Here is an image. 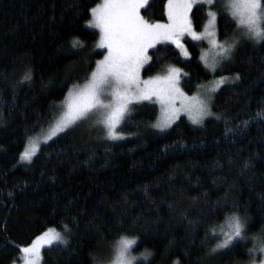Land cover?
Instances as JSON below:
<instances>
[{"label":"trees","instance_id":"1","mask_svg":"<svg viewBox=\"0 0 264 264\" xmlns=\"http://www.w3.org/2000/svg\"><path fill=\"white\" fill-rule=\"evenodd\" d=\"M101 1L0 0V264L21 260L18 249L50 228L64 232V225L71 228L68 244L45 247L42 264H93V255L98 259L121 234L135 235L137 250L153 253L138 264H248L252 238H264V121L254 118L264 106V44L241 39L214 74L199 60L205 42L184 39L190 58L174 44L157 45V67L143 72L146 78L173 65L187 73L181 85L189 93L220 76L241 79L215 94L213 115L202 125L183 116L160 131L157 104H134L121 126L124 139L108 140L100 128L81 123L43 144L31 163L21 162L71 85L86 81L103 57L96 53L105 54L95 47L99 32L87 27L90 9ZM166 5L150 0L142 15L164 22ZM213 10L221 41L239 34L222 7ZM207 11L192 9L196 31ZM72 37L84 48L73 49ZM225 121L252 123L226 135ZM245 162L251 167L244 169ZM234 213L246 215L247 242L210 254L219 242L212 230L220 238Z\"/></svg>","mask_w":264,"mask_h":264},{"label":"snow or ice","instance_id":"2","mask_svg":"<svg viewBox=\"0 0 264 264\" xmlns=\"http://www.w3.org/2000/svg\"><path fill=\"white\" fill-rule=\"evenodd\" d=\"M208 6L207 23L201 31H196L191 19L194 6ZM150 0H102L90 9L91 19L87 22L88 28L99 29V40L96 48L105 49L103 59L95 62L94 70L80 85H71L65 96L62 115L56 122L49 139L60 133L67 134L75 130L81 123H91L105 133L108 140L124 139L122 124L130 115L132 105L142 101H155L160 105V119L154 127L164 131L179 119L181 113L187 114L193 124L202 125L204 120L212 116L211 103L215 94L222 86L231 88L241 79L239 73L232 77L220 76L210 82L203 95H187L180 87L182 76L187 73L183 69L168 65L162 74L142 79V72L151 71L157 67L153 56L159 51L157 45L174 44L185 58L190 53L182 43L184 36L193 41H207L213 50L211 62L207 54L202 53L199 60L210 73L225 62H230L241 39L254 44H264V0H167V23L151 22L141 14L147 10ZM222 7L224 14L230 17L239 34L227 36L223 41L219 37L217 28L218 12L212 10ZM70 46L73 49H83L84 43L78 37H72ZM156 52L149 54L150 50ZM157 59H160L157 57ZM30 80L31 76H25ZM201 88L204 86L201 85ZM222 117L216 116V119ZM254 118L264 121V106H258ZM226 122L225 134L238 135L250 126L252 121H241V124L229 126ZM118 129H121L118 131ZM167 151V149H165ZM38 147L29 141L20 156L23 162L31 163L36 156ZM251 167L245 162L244 169ZM11 195V193H9ZM64 233L48 229L37 237L29 246L18 249L24 254L23 264H41V250L46 245H67L71 228L64 225ZM248 224L246 215L233 214L228 218V230L222 231L223 239L212 235L219 240L210 254L223 249L237 247L241 241L247 242ZM138 238L135 235L121 234L110 247L107 264H138L141 259L148 261L153 253L145 248L139 255L134 254V247ZM255 248L248 250V255L261 254L260 264H264V238L253 237ZM93 264H100L95 255ZM180 264V261H174ZM252 264H256L253 260Z\"/></svg>","mask_w":264,"mask_h":264},{"label":"rangeland","instance_id":"3","mask_svg":"<svg viewBox=\"0 0 264 264\" xmlns=\"http://www.w3.org/2000/svg\"><path fill=\"white\" fill-rule=\"evenodd\" d=\"M100 3H102V1L100 2ZM194 8V7H193ZM166 9H167V5H166ZM213 10V9H212ZM141 14H142V10H141ZM191 15V14H190ZM168 22V18H167V20L166 21H164V22H160V23H167ZM95 30H97L98 32H99V29H95ZM199 32V31H198ZM190 38L191 39V37H189V36H184L183 38H182V43H184V39L185 38ZM197 42H205L206 43V48H204L205 50H204V53L205 54H207V57H208V59H209V61L211 62V59H212V56H213V50L211 49V46L207 43V41H197ZM105 50V49H104ZM105 54H106V50H105ZM149 54H150V52H149ZM101 59H103V57L101 58ZM101 59H99V60H101ZM98 60V61H99ZM228 62H225V63H223L218 69H217V71L218 70H221L223 67H224V65L225 64H227ZM162 74V73H161ZM183 77V76H182ZM182 77H181V80H182ZM225 77H227V76H225ZM149 78V77H148ZM148 78H146V77H144L143 76V72H142V79H148ZM219 77H217V78H214V79H218ZM214 79H212L211 81H209V82H207V83H204V84H201V85H203L204 87L203 88H201L200 86L198 87V89L194 92V93H189V92H187V91H185L184 89H183V87H182V85H181V80H180V87L184 90V92L187 94V95H189V96H193V95H197V94H201V95H203L204 93H205V89L207 88V87H209L210 86V82H212ZM86 81H84L83 83H80V84H77V85H80V86H82L84 83H85ZM214 100V99H213ZM213 100H212V103H211V111H212V113H213V108H212V104H213ZM64 102V101H63ZM63 102L59 105V111H58V113L56 114V116H55V118L50 122V124L44 129V130H42L41 132H39V133H37L35 136H33V137H31V139L29 140V141H31V142H33V143H35L36 144V146L38 147V151H39V149H40V147L43 145V144H45V143H47V142H49L51 139H53L54 137H56V136H53L51 139H49V136H50V134H51V132H52V130L54 129V127H55V124H56V122L59 120V118H60V116L62 115V111H63V108H62V105H63ZM144 102H150V103H155V104H157V106H158V108H159V118H158V120L160 119V105L158 104V103H156L155 101H142L141 103H144ZM133 106V105H132ZM183 116H185V117H187L188 118V116H187V114H185V113H181L180 114V116H179V119L181 118V117H183ZM210 117V116H209ZM209 117H207V118H209ZM206 118V119H207ZM179 119H177L174 123H176ZM189 119V118H188ZM190 120V119H189ZM191 121V120H190ZM173 123V124H174ZM91 124V123H90ZM172 124V125H173ZM92 125V124H91ZM93 126V125H92ZM169 129V128H168ZM160 130V129H159ZM167 130V129H166ZM118 131H119V129H118ZM59 135V134H58ZM29 145V142H28V144H27V146ZM26 146V147H27ZM38 153V152H37ZM21 162H23V161H21ZM23 163H25V162H23ZM50 229H54V230H56V231H59V232H61L62 234L64 233L63 231H61V230H58V229H55V228H50ZM228 230V222L226 223V224H224V225H222L221 226V228H220V239H223V236H222V231H227ZM43 234V233H42ZM41 234V235H42ZM40 236V235H39ZM38 236V237H39ZM27 247V246H26ZM45 247H47V245L45 246ZM44 247V248H45ZM44 248H42V250H41V255L43 256V250H44ZM134 254L135 255H139V251L137 250V245L134 247ZM109 252H110V249H103L102 251H101V253H100V256H99V258H98V260L100 261V264H107V258H108V256H109ZM20 259L21 260H19V261H16V262H13L12 264H23V259H24V254L21 252V254H20ZM262 259V256H261V254H259V253H256L255 255H254V257L249 261V263L248 264H252V261L253 260H255L256 261V264H260V260ZM140 261H143L142 259L140 260ZM149 261V260H148ZM139 262V261H138ZM147 262V261H146ZM41 264H42V261H41Z\"/></svg>","mask_w":264,"mask_h":264}]
</instances>
